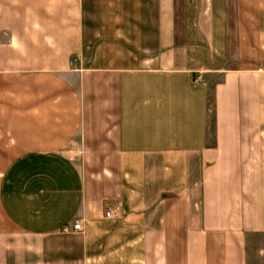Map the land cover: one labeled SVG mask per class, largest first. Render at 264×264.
Instances as JSON below:
<instances>
[{"label": "crops", "instance_id": "0c3cea01", "mask_svg": "<svg viewBox=\"0 0 264 264\" xmlns=\"http://www.w3.org/2000/svg\"><path fill=\"white\" fill-rule=\"evenodd\" d=\"M263 234L264 0H0V264H251Z\"/></svg>", "mask_w": 264, "mask_h": 264}, {"label": "rangeland", "instance_id": "374dc122", "mask_svg": "<svg viewBox=\"0 0 264 264\" xmlns=\"http://www.w3.org/2000/svg\"><path fill=\"white\" fill-rule=\"evenodd\" d=\"M201 76L199 75L198 77L195 78V81H199ZM216 78L213 79V82H215ZM254 252L251 254L253 256V260L251 264H264V234L254 238Z\"/></svg>", "mask_w": 264, "mask_h": 264}, {"label": "built area", "instance_id": "2783aa9c", "mask_svg": "<svg viewBox=\"0 0 264 264\" xmlns=\"http://www.w3.org/2000/svg\"><path fill=\"white\" fill-rule=\"evenodd\" d=\"M121 205H122V201H118L115 205L109 207L106 210V216L107 217H116V216H118V212H119V209H120ZM72 229H74V230L83 229L82 219H79V218L76 219L74 224H73ZM64 230L68 231V230H70V227L68 225H65L64 226Z\"/></svg>", "mask_w": 264, "mask_h": 264}]
</instances>
